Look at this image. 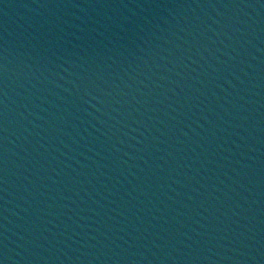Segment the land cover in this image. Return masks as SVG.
I'll list each match as a JSON object with an SVG mask.
<instances>
[{
	"label": "water",
	"instance_id": "1",
	"mask_svg": "<svg viewBox=\"0 0 264 264\" xmlns=\"http://www.w3.org/2000/svg\"><path fill=\"white\" fill-rule=\"evenodd\" d=\"M0 264H264V0H0Z\"/></svg>",
	"mask_w": 264,
	"mask_h": 264
}]
</instances>
